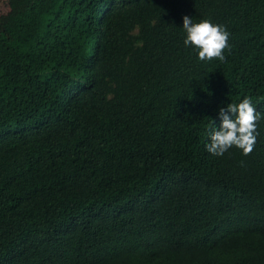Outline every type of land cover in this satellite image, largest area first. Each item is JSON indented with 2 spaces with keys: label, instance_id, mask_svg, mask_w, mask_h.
I'll return each mask as SVG.
<instances>
[{
  "label": "trees",
  "instance_id": "1",
  "mask_svg": "<svg viewBox=\"0 0 264 264\" xmlns=\"http://www.w3.org/2000/svg\"><path fill=\"white\" fill-rule=\"evenodd\" d=\"M3 1L0 264H264V0ZM246 96L252 151L209 153Z\"/></svg>",
  "mask_w": 264,
  "mask_h": 264
},
{
  "label": "clouds",
  "instance_id": "2",
  "mask_svg": "<svg viewBox=\"0 0 264 264\" xmlns=\"http://www.w3.org/2000/svg\"><path fill=\"white\" fill-rule=\"evenodd\" d=\"M182 28L183 44L194 51L199 60L223 59L230 36L224 25L185 15ZM218 116L220 124L208 132L206 150L216 156L223 155L233 146L245 154L251 152L258 135L257 121L261 119L251 98L246 96L239 102L219 107Z\"/></svg>",
  "mask_w": 264,
  "mask_h": 264
},
{
  "label": "rangeland",
  "instance_id": "3",
  "mask_svg": "<svg viewBox=\"0 0 264 264\" xmlns=\"http://www.w3.org/2000/svg\"><path fill=\"white\" fill-rule=\"evenodd\" d=\"M5 4H4V1L3 0H0V12L2 11V10H5Z\"/></svg>",
  "mask_w": 264,
  "mask_h": 264
}]
</instances>
